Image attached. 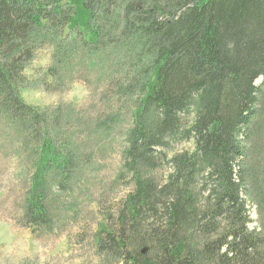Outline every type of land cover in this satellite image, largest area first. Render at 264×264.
I'll return each mask as SVG.
<instances>
[{
    "label": "trees",
    "instance_id": "obj_1",
    "mask_svg": "<svg viewBox=\"0 0 264 264\" xmlns=\"http://www.w3.org/2000/svg\"><path fill=\"white\" fill-rule=\"evenodd\" d=\"M46 46L43 85L64 84L77 49L87 71L113 53L112 89L133 102V188L94 238L107 264H264V0H0V122L36 153L23 209L33 233L53 229L52 192L77 168L59 120L22 97ZM159 161L160 182L148 176Z\"/></svg>",
    "mask_w": 264,
    "mask_h": 264
},
{
    "label": "rangeland",
    "instance_id": "obj_2",
    "mask_svg": "<svg viewBox=\"0 0 264 264\" xmlns=\"http://www.w3.org/2000/svg\"><path fill=\"white\" fill-rule=\"evenodd\" d=\"M52 54L53 49L46 46L28 65L24 75L32 88H25L22 97L27 105L54 119L53 124L59 120L56 131L61 145L73 155L77 168L69 189L52 192L53 229L33 233L35 229L23 221V209L36 153L25 134L0 122V264H107L94 238L107 217L115 222L118 206L133 188L124 159L133 102L128 97L119 99L112 89L113 80L120 77L116 54L100 53L99 66L87 71L84 52L77 49L59 69L64 83L60 88L48 80L43 85L53 64ZM175 148L193 147L179 144ZM158 166L148 176L160 182L169 167L164 161ZM249 208L254 228L258 217L250 203Z\"/></svg>",
    "mask_w": 264,
    "mask_h": 264
},
{
    "label": "water",
    "instance_id": "obj_3",
    "mask_svg": "<svg viewBox=\"0 0 264 264\" xmlns=\"http://www.w3.org/2000/svg\"><path fill=\"white\" fill-rule=\"evenodd\" d=\"M145 252V251H144Z\"/></svg>",
    "mask_w": 264,
    "mask_h": 264
}]
</instances>
